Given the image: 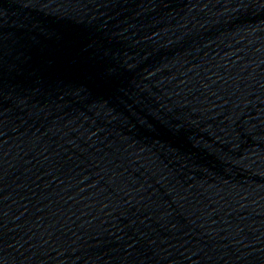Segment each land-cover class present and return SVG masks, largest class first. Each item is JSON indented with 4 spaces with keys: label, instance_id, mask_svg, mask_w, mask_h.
Listing matches in <instances>:
<instances>
[{
    "label": "water",
    "instance_id": "1",
    "mask_svg": "<svg viewBox=\"0 0 264 264\" xmlns=\"http://www.w3.org/2000/svg\"><path fill=\"white\" fill-rule=\"evenodd\" d=\"M0 264H264V0H0Z\"/></svg>",
    "mask_w": 264,
    "mask_h": 264
}]
</instances>
